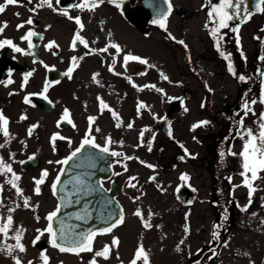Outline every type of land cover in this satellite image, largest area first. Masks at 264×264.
<instances>
[{"label": "flooded vegetation", "instance_id": "flooded-vegetation-1", "mask_svg": "<svg viewBox=\"0 0 264 264\" xmlns=\"http://www.w3.org/2000/svg\"><path fill=\"white\" fill-rule=\"evenodd\" d=\"M38 2L39 0H33L32 4H28L27 0H20L17 5H6L5 11L0 13V25L3 22L8 24L0 34V40L11 39L18 47L27 50L28 43L22 41L21 37L29 30L38 34L32 37L35 45L31 49L33 55L15 53L8 46L0 49V81L4 82L0 83V112L9 121L7 127L10 133V138H5L0 132V144H4L0 148V158L11 164L13 171L21 177L18 184L23 190V197L17 196L10 185L4 184L8 177L0 176V184L4 185L0 192V203L3 204L0 207V217H13V232L9 235L14 234L18 227L25 230L22 243L26 251L13 255L18 256L22 264H28L29 261L41 264L42 251H46L49 264H70L67 263L70 258L89 264L93 258V253L85 252L77 256L59 252L50 246L47 233L35 245L32 243L38 235L37 229L43 230L47 227L48 221L45 217L60 205L58 191L54 195L51 188L56 176L61 174L60 169H68L72 175L73 161L81 163L82 159L76 157L67 165L55 161L65 159L79 147L89 130V116L96 117L91 125V135L97 144L103 147L105 139L111 137L113 143L109 146L110 151L133 157L125 160L123 156L117 158L100 153L104 161L106 157L109 161V171L99 181L104 190V198L111 201L108 205L111 211L123 209L124 222L113 229L112 233L96 237L94 251L101 250L104 245L111 246L113 237L119 240V246L111 248L109 259L97 258V264H130L144 240L141 233L152 231L154 224L161 218L166 223L176 222L182 226V238H190L192 211L200 203V176H192V180L189 178L187 181H181L179 177L181 174L188 176L185 171H197L200 166L205 169L208 165L212 166L216 172L217 165L222 161L225 171H228L225 175L221 174L220 178L224 179L222 183H227L231 177L229 170L233 168L232 156L229 155L232 149L226 150V139H216L218 146L212 150V154L205 152L204 156H200L198 147L204 141L198 130L200 127L184 136L180 126H175V122L184 116L185 104L210 108L213 102L215 104L214 98L219 100L218 97L222 95H215L197 76L206 73L221 74L227 77L228 90L233 83L237 88L233 97L231 93L224 94L225 98L217 104L225 105L226 110L231 111L234 125L230 133L228 129L227 136L230 135L231 139L232 135L233 139L237 138L241 128L240 121H244L246 117L242 110L243 102L257 100L258 92L264 88V76L260 75L264 71V60L260 59L264 57V13H255L249 9L253 14L246 22H230V28L239 25L238 33L230 29L221 30L224 35L221 50L231 54L230 59L237 72V76H233L227 70L228 61L220 56L215 47L216 42L210 35L214 25L208 17L209 0H170L173 10L166 21L167 31L151 22L160 8H167L162 0H157L158 8L153 7V0H123L120 8L105 0L94 11L69 8V5L79 3L80 0H60L58 5L56 0H52L57 11L47 6L34 13L29 11ZM211 3L219 4V0H211ZM0 4H5V0H0ZM246 4L250 8L248 0ZM60 10H67L70 16L81 18L84 30L80 34L89 43V48L86 49L79 43L75 48L72 47L74 35L79 29L74 20L60 14ZM29 17L33 19L32 25L25 23ZM21 23H25V26L17 30V25ZM206 24L208 28H205ZM237 35L240 38L239 47L236 43ZM181 40L184 44L177 43ZM49 42H55L51 49L45 47ZM113 42L122 48L120 55L117 56L111 48L108 52L98 51ZM90 50L91 54L86 55ZM127 53L146 59L154 67L149 68L137 61H130L125 70L122 66L123 55ZM72 57L78 58V66L74 68L72 78L69 79L63 73L73 66ZM80 57L83 59H79ZM110 66L113 67L111 72ZM185 69L199 81L198 90L185 83L183 77L178 79V72L184 75ZM141 72L146 74L139 75ZM161 72L169 78L167 81L161 77ZM28 73L32 74L25 84L24 76ZM94 74H98L95 80ZM239 75L245 76L244 82L238 79ZM127 77H131V83ZM9 79L13 82L5 86ZM49 81L52 83L48 84V90L44 93L47 97L45 99L40 93ZM22 84L25 87L22 88ZM133 84L137 87H133ZM145 85H155V88L144 87ZM156 88L163 92L156 91ZM224 88L221 86V89ZM25 97H29V103L24 102ZM168 97L173 99L169 101ZM100 100L108 105V109L101 110ZM140 103L146 107L138 110ZM257 104L258 102L251 107ZM65 109L69 110L68 118H63ZM112 112L117 114L118 119L113 118ZM21 116L26 119L22 120ZM68 119H71L72 124L67 122ZM129 123L133 125L131 128L128 127ZM117 124L120 126L117 127ZM33 125L36 127L29 135L28 129ZM96 128L100 131L96 132ZM146 128L150 131L145 132L141 139L140 133ZM53 134L67 139H58L53 145ZM68 140L72 143L69 144ZM149 141L152 144L151 151L148 149ZM191 143L197 147L191 146ZM185 150L189 155H185ZM29 156H34L35 159L29 160ZM118 159L121 163H116ZM21 161L24 163H20ZM146 165L154 167L149 168ZM125 166L127 171L124 170ZM42 170H47L49 175L45 183L40 185V193L37 195L34 191V178L39 179ZM177 170L179 176H174ZM90 174L97 173L93 171ZM130 177H136L131 181L135 187L128 186ZM152 177L155 179H150ZM24 198H28L30 207L23 206ZM211 199L210 202L219 212V222L214 223L208 230L207 245L203 249L197 248L190 258L179 261L181 264H213L218 255V242L230 227L234 208L228 193L223 200L217 194ZM172 203L178 211L171 209ZM9 208L14 211L9 213ZM138 209L145 220L152 213L149 221L151 228H145L142 219L134 215ZM53 227L55 230L56 222ZM185 227L189 229L188 232L184 231ZM213 232L218 234V238L213 237ZM7 243L13 244L14 241L8 240ZM184 244L180 243L182 250ZM0 264H14L13 256L0 252ZM138 264H142V261H138Z\"/></svg>", "mask_w": 264, "mask_h": 264}, {"label": "snow or ice", "instance_id": "snow-or-ice-1", "mask_svg": "<svg viewBox=\"0 0 264 264\" xmlns=\"http://www.w3.org/2000/svg\"><path fill=\"white\" fill-rule=\"evenodd\" d=\"M28 4H32L33 0H27ZM109 4H113L117 8L121 7V4L123 3V0H107ZM20 3V0H5V4H0V13H3L5 11L6 5H17ZM60 3V0H56V4L58 5ZM105 3V0H80L79 3L69 5V8L79 9L81 11L88 10V11H94L101 5ZM162 3L167 5V8H160L157 12L156 18H154L151 22L154 25H158L161 29H164L167 31L166 28V21L168 19V16L171 14L173 10V6L170 2V0H162ZM210 5V11L208 12V17L210 22L214 25L210 30V35L215 40V47L218 53L222 58H224L226 61H228L227 64V70L230 74L233 76H237V72L235 70V67L233 63L231 62L230 56L231 54H226L224 51L221 50V42L224 40V35L222 34L221 30L223 29H230L234 33L239 32V25L236 27L230 28V22L233 20H240L242 22H246L248 19H250L252 12L249 11V8L246 4V0H219V4H212L211 0H209ZM47 6L51 8L53 11H57V8L53 6L52 0H39V2L35 5V7L30 8L29 11L36 12L37 9ZM153 7L158 8L159 4L157 3V0H153ZM255 11L258 13H264V0H255L254 3ZM60 14L64 15L70 20H74L75 24L78 26V31L75 33L73 41H72V47L75 48L77 43L84 46V48H89V43L82 37L80 34L84 30V24L82 23V20L79 16L72 17L69 15V12L67 10H60ZM17 16H19V13H16ZM27 25L33 24V19L29 17V19L25 22ZM25 23H21L17 25V30L20 28H23L25 26ZM8 26L7 22H3L2 25H0V34L3 33L4 29H6ZM205 28H208V25H205ZM38 34L34 31L29 30L24 36L21 37L22 41H26L28 43V49L25 50L21 47H18L11 39H3L0 40V49L4 48L5 46H8L12 49L13 52L19 53L21 55H33L31 52V49L35 47V45L32 42V37L37 36ZM110 35V34H109ZM172 39H175L174 37H171ZM256 39H260V37H256ZM95 43V41L93 42ZM177 43L184 44V41H177ZM236 43L239 47L240 45V38L239 35H237ZM55 46V42H49L45 47L47 49H51ZM185 48H187V45H184ZM114 49L116 55H120L123 50L120 47L118 43H109L106 47L99 49L100 52H108L109 49ZM56 53L54 52L53 55ZM91 54V50L89 53H86V55ZM241 56L243 57V53H241ZM72 63L73 66H70L65 73H63L64 76L71 79L72 78V72L74 71V68L78 66L76 64L77 57H72ZM79 59H83V57H80ZM261 60H264V57H260ZM130 61H137L142 65H147L149 68L154 67L153 65H150L149 62L146 59H143L141 57H138L136 55H133L131 53H127L123 55V67L125 70H127L128 64ZM113 64H115V56H113ZM47 67V66H46ZM51 70V69H50ZM109 71H113V67H109ZM32 73H28L24 76L25 84L28 80V77ZM119 75V73H116ZM139 75H145L146 73L141 72L138 73ZM98 74H94L93 80L96 79V76ZM161 77L164 80H168L169 78L164 74L160 73ZM261 76H264V71L260 72ZM129 82L131 83V77H127ZM238 79L241 82L245 81L244 75H239ZM12 80H8L5 86L7 84L12 83ZM59 81H56L58 83ZM0 83H4L3 81H0ZM52 82H46L45 88L40 95L43 98H47L44 93L48 90V84ZM25 84H22L21 87H25ZM133 87H137L133 84ZM144 87H151L155 88V85H145ZM156 91L163 92L162 89L156 88ZM12 93H10L11 95ZM99 99V98H98ZM169 101H171L173 98L168 97ZM25 103H29V97H25L24 100ZM257 102L264 105V91L261 92L259 101L256 99H252L249 103L248 100H245L243 102V112L244 116H247L249 113H251L253 116L256 115L255 111L251 107L252 105H255ZM203 107V105H201ZM146 106L143 103H140L138 105V110L143 109ZM100 108L101 110L108 109V105L104 103L103 100H100ZM110 110V109H109ZM187 111V109H184ZM111 111V110H110ZM113 118L118 119V116L115 112H112ZM70 117V113L68 109H65L63 112V118ZM155 118V117H154ZM21 119H26L25 116H21ZM96 117L89 116L88 122H89V130L85 133L84 138L81 140L79 147L75 148L74 151L71 152V154L66 157L63 160L55 161V163L61 164V165H67L69 161H72L74 158L78 156V154L82 155V149H85L86 146L98 149L100 153L108 154L112 157H122L125 160L133 159V157L130 156H124L123 153L117 152V151H110V145L113 143L111 137H107L105 139V146H100L95 142V138L91 135V125L95 122ZM67 122L69 124H72L71 119H68ZM9 121L8 119L3 115L2 112H0V132H2L3 136L5 138H10V133L8 130ZM209 121H200L197 122L192 126V130H195L198 127L204 126L209 124ZM60 122L57 123V127H59ZM241 127H243V120L240 121ZM75 127V125H72ZM120 125L117 124V127ZM133 125L131 123L128 124V127L131 128ZM36 126L33 125L28 129V134L31 135L33 132V129ZM96 132H99L100 129L96 128ZM150 131L149 129H144L140 133L141 139H143L145 132ZM169 135H171V132H169ZM239 138L244 140V144L242 147V151L238 154L242 158V169L243 171L240 173L241 176L244 178L243 180V186L248 188V198H249V204L246 205L242 210L247 211V208L251 206L252 202V196L253 193L256 191V188L254 187V182L258 179H261L260 173L264 172V111L259 113L258 118V131H254L251 128L244 129L243 132L238 133ZM65 140L66 137L59 136V134H53L51 137V142L53 145L55 144L56 140ZM68 143L71 144V140H68ZM4 144H0V148H3ZM148 149L149 151L152 150V144L149 141L148 143ZM231 155H237L236 153H231ZM185 155H189L187 151L185 150ZM29 160L35 159L34 156H29ZM99 159V157H96L95 155L90 154L89 156L84 157V160L81 161V163L77 164L76 167H82L84 166V163L87 161H92ZM183 159V157H181ZM20 163H24V161H21ZM49 163H53V161H49ZM116 163H121V161L118 159L116 160ZM141 163H144L141 161ZM88 166H94L93 164H89ZM149 168H153V165H146ZM124 170L127 171V167H124ZM65 170L62 168L60 169V172H64ZM49 175L47 170H42L40 174V178L36 179L34 178V184L36 185L34 191L35 194L40 193V185H43L45 183V179ZM114 175H120V173H114ZM0 176L8 177L4 180V184L10 185L12 189L15 190V193L17 196L23 197V190L19 186L18 182L21 180V177L17 175L11 166V164L6 163L3 158H0ZM74 183L78 186H82V189L85 193L92 190L91 186L88 185L85 180L74 177ZM136 177H130L129 179V187H135L136 185L131 183V181L135 180ZM150 179H155V177H152ZM181 181H187L189 180V177L186 174H181L179 177ZM61 182L60 175L58 174L56 176L55 181L52 183L51 188L53 191V194L55 195L57 192V186ZM73 181L65 182L66 184L72 183ZM102 187V186H101ZM4 185L0 184V192L3 191ZM179 190V189H177ZM136 199H139L137 197ZM70 201L69 203H71ZM23 206L25 208L30 207L28 198L23 199ZM0 207H3V204L0 203ZM19 207V205H17ZM264 207V205H262ZM61 210V205H57L56 209L52 212H50L45 219L48 221L47 227L43 230L37 229L38 235L35 237V239L32 241V243L35 245L41 238L44 233H47L49 235V243L52 248L58 249L61 253H72L77 256H79L81 253H93V258L89 261V264H97V258H103L105 260L109 259L111 254V248L112 247H118L119 246V240L116 237H113L111 246L104 245L101 250L94 251V242L98 235H104V234H110L113 232V229L118 227L120 224L124 222V214L123 209L120 210V212L116 215H113L111 213H107V215L111 218V222L108 224L107 227H104L102 229L93 230L89 229L87 231H77L75 230L78 226L75 225H67L64 223V221L59 222V228L54 230L53 224L57 218L58 213ZM9 213L13 212V208L8 209ZM134 215L141 218L143 221V226L145 228H151L152 224L149 222L152 213H149V219L145 220L141 211L138 209ZM186 214V219H187ZM253 216L256 214L253 213ZM91 214L85 210L83 214H76L75 220L77 221H84L87 222V220L90 218ZM39 219V217H37ZM13 217L11 215H8L6 218L0 217V237L3 239H0V252L7 253L9 256H13L14 264H22L21 259L18 256H14L13 254L16 252L24 253L26 251L24 244L22 243L23 233L24 229L22 227H18L14 230V234L9 235L10 232H13ZM261 223H264L262 221ZM185 232H188L189 229L185 227ZM213 237L218 238V234L213 232ZM8 240H13V244L7 243ZM184 243V241H181V244ZM179 250V249H178ZM41 264H49V257L46 254V251H42L40 255ZM138 261H142V264H150L149 256L146 252V250L143 248V245H140L135 254L134 258L130 262V264H138ZM28 264H33L32 261H29Z\"/></svg>", "mask_w": 264, "mask_h": 264}, {"label": "rangeland", "instance_id": "rangeland-1", "mask_svg": "<svg viewBox=\"0 0 264 264\" xmlns=\"http://www.w3.org/2000/svg\"><path fill=\"white\" fill-rule=\"evenodd\" d=\"M171 76L172 72L170 71V81ZM177 76L179 80L180 77H183L185 83H189L191 88L198 90L199 81H197L195 76L188 73L187 69L184 70V75L178 72ZM197 78H200L212 92L214 91L215 95L222 96L218 97L219 100L214 98V100L216 99L215 104L213 102L210 108L185 104L183 109L186 108L187 111L184 110V116L175 122V126H180L184 136H188V132L193 131L192 126L194 124L200 121H209V124L201 126L198 129L204 140L198 147L200 156H204L205 152L208 155L212 154V150L214 151L218 146L216 139L223 141L222 139L225 137L228 142L226 150L232 149L231 153L237 154H229L232 156L231 165L233 166L229 170L231 177L228 182L230 183H223L225 188H220V191L224 192L225 190L233 201V219L228 231L220 237V242H218L219 252L213 264H264V223H261L264 221V207H262L264 205V172L260 173L261 179L254 182L256 191L253 193L251 206L247 208V211L242 210V208L249 204V190L243 186L244 178L240 174L243 171L242 158L238 155L242 151L244 140L240 139L239 135L236 139H233L232 134V139L230 135L227 136L228 129L230 133L233 126L231 125V129L229 128L225 112L229 116L231 111H227L225 105H217L225 98L224 94L231 93V97H233L237 92V88L233 83L230 90H228L226 88L228 86L227 77L221 74L209 75V73H206L198 75ZM221 86L225 88L221 89ZM262 91H264V88L258 92L257 101H259ZM252 108L256 115L253 116L249 113L245 117L243 127L239 129V133L247 128L258 131L259 113L264 111V105L258 102L257 106ZM191 146L197 147L193 143H191ZM185 173L188 174L189 178L192 176L195 178L198 174L200 176L198 179L200 203L192 211L193 221L190 224V238H182L181 230L183 231V227H180L176 222L166 223L162 218L158 219L152 231L141 233L144 235V240L140 244L146 250L150 264H181L179 261L190 258L197 248L203 249L207 245L209 238L207 235L208 230L213 227L214 223L219 222V212L216 211V207L210 202L212 201L211 198L218 194V183L214 168L209 165L207 169L200 166L197 171L190 169L188 172L185 171ZM174 176H179L178 170L174 173ZM190 179L192 180V178ZM175 206L172 203L171 209L178 211ZM253 213L256 215L253 216ZM181 241L185 243L183 250L182 246H180ZM169 259L173 260V262ZM67 263L84 264V262H80L77 258H70V260H67Z\"/></svg>", "mask_w": 264, "mask_h": 264}, {"label": "water", "instance_id": "water-1", "mask_svg": "<svg viewBox=\"0 0 264 264\" xmlns=\"http://www.w3.org/2000/svg\"><path fill=\"white\" fill-rule=\"evenodd\" d=\"M255 0H248L249 9L255 13L254 7ZM145 5V2H144ZM90 154L99 157V159L91 162H85L84 166L76 167L79 164L77 161L72 163V172L70 175L68 169L60 174L61 182L58 184V199L61 205V210L57 215L55 220L56 229L59 228V222L64 221L67 225L78 226L75 230L77 231H87L89 229L98 230L104 227H107L111 222V218L107 213L116 215L120 212V209H115L111 211L108 206L111 204V201L107 198H104V190L100 184V178L109 171L108 159L104 161L102 159V154L99 151L93 150L88 146L85 147L84 151L81 154H78V158L84 160V157L89 156ZM93 164L94 166H88ZM71 167V166H70ZM95 171L97 174L91 175L90 173ZM74 177H79L91 186L92 190L85 193L82 189V186H78L74 183ZM73 181L72 183L66 184L65 182ZM72 201L71 203H69ZM87 210L91 216L87 220L77 221L75 220L76 214H83ZM113 212V213H112Z\"/></svg>", "mask_w": 264, "mask_h": 264}, {"label": "trees", "instance_id": "trees-1", "mask_svg": "<svg viewBox=\"0 0 264 264\" xmlns=\"http://www.w3.org/2000/svg\"><path fill=\"white\" fill-rule=\"evenodd\" d=\"M225 116L227 117V119H228V122H229V127H231V125L233 126L234 124L232 123V121H234V118L232 117V115H231V113L229 114V116L227 115V113H225ZM225 119V118H224ZM225 121V120H224ZM225 123V122H224ZM226 138V137H225ZM225 138L224 139H222V140H225ZM223 146H226V144H223ZM222 155L224 156V153H222ZM225 167V164L224 163H222V161L217 165V171H216V178H217V187H218V196L220 197V198H222V200L225 198V196H226V192H225V190H224V192H221L220 191V188L222 189V187H224V184L222 183L223 182V180L224 179H222V178H220V175L222 174V175H225V173H227V171H225L226 169L224 168ZM225 188V187H224Z\"/></svg>", "mask_w": 264, "mask_h": 264}]
</instances>
